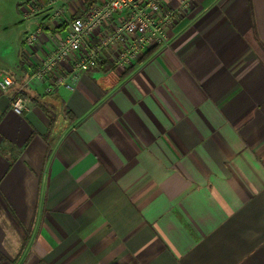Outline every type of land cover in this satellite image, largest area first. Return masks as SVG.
I'll return each instance as SVG.
<instances>
[{
	"label": "crops",
	"instance_id": "obj_1",
	"mask_svg": "<svg viewBox=\"0 0 264 264\" xmlns=\"http://www.w3.org/2000/svg\"><path fill=\"white\" fill-rule=\"evenodd\" d=\"M26 1L0 0V264H264V0H195L51 94L25 84L66 28Z\"/></svg>",
	"mask_w": 264,
	"mask_h": 264
},
{
	"label": "built area",
	"instance_id": "obj_2",
	"mask_svg": "<svg viewBox=\"0 0 264 264\" xmlns=\"http://www.w3.org/2000/svg\"><path fill=\"white\" fill-rule=\"evenodd\" d=\"M194 1L181 0L180 7L172 9L168 0H101L91 8L88 0H46L52 20L66 23V35L54 36L50 50L25 85H44L47 94L60 87L72 91L84 73L101 63L132 66L146 52L166 45L177 17L187 13ZM34 13L28 8L24 16ZM37 40L38 32H34L26 42L32 46ZM0 87L8 91L12 79L3 78ZM11 107L22 114L27 104L22 97L13 96Z\"/></svg>",
	"mask_w": 264,
	"mask_h": 264
},
{
	"label": "trees",
	"instance_id": "obj_3",
	"mask_svg": "<svg viewBox=\"0 0 264 264\" xmlns=\"http://www.w3.org/2000/svg\"><path fill=\"white\" fill-rule=\"evenodd\" d=\"M30 2H35L37 5H41V0H27L26 1V3H30ZM99 2H101V0H88V8L95 6ZM21 6L22 5H20L19 7H21ZM78 16H80V13H78L76 17H78ZM57 32H61V28H58L57 30H55V33H57ZM106 66L109 67V66H111V64H109L108 61H106L102 67H106Z\"/></svg>",
	"mask_w": 264,
	"mask_h": 264
},
{
	"label": "rangeland",
	"instance_id": "obj_4",
	"mask_svg": "<svg viewBox=\"0 0 264 264\" xmlns=\"http://www.w3.org/2000/svg\"><path fill=\"white\" fill-rule=\"evenodd\" d=\"M24 4H26V3H24ZM26 10H28V7H26ZM24 15V14H23ZM62 23V26L64 27V28H66L67 27V25H66V23H63V22H61ZM12 30H13V28H11ZM23 28H18V27H16V29L11 33L10 32V29H9V34L7 35V40L8 41H14V40H16V38L18 37V33L22 30ZM6 37V36H5ZM11 41V42H12ZM0 46H1V44H0Z\"/></svg>",
	"mask_w": 264,
	"mask_h": 264
}]
</instances>
